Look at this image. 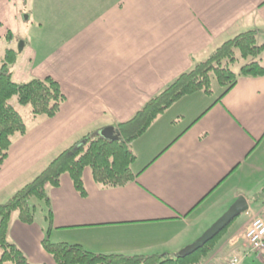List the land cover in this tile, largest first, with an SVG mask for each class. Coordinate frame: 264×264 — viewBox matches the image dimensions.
Segmentation results:
<instances>
[{
    "label": "crops",
    "instance_id": "crops-1",
    "mask_svg": "<svg viewBox=\"0 0 264 264\" xmlns=\"http://www.w3.org/2000/svg\"><path fill=\"white\" fill-rule=\"evenodd\" d=\"M23 24L36 35L50 32L29 42ZM250 30L264 46V0H0V69L14 50L16 82L51 77L66 97L55 118L34 117L14 139L0 166V205L87 135L116 136L177 77ZM257 60L264 65V52ZM221 95L197 92L160 115L130 146L135 180L128 185L103 189L87 169L83 198L64 175L48 190L51 242L146 255L177 252L201 236L213 209L225 213L247 196L249 181L264 176V77H241ZM249 203L248 220L217 244L219 264L251 254L243 235L253 219H264V202ZM47 228L46 217L25 224L15 213L8 240L32 264H57L43 247Z\"/></svg>",
    "mask_w": 264,
    "mask_h": 264
},
{
    "label": "trees",
    "instance_id": "trees-1",
    "mask_svg": "<svg viewBox=\"0 0 264 264\" xmlns=\"http://www.w3.org/2000/svg\"><path fill=\"white\" fill-rule=\"evenodd\" d=\"M8 37H11L10 33ZM263 52L264 46L257 42V32H243L223 43L207 60L196 64L191 71L177 77L164 91L147 101L129 121L119 124L118 139H107L99 133L89 134L81 142L57 155L37 177L0 205V264H32L15 244L9 242L8 235L15 213L19 214L21 222L34 223L36 207L30 205L34 199L45 203L49 232L43 247L57 264H202L228 229L204 248L186 257L95 254L81 245L52 243L49 233L52 229L53 209L48 190L58 188L62 177L68 174L80 196L87 197L84 182L87 169L103 189L121 188L133 182L135 175L131 165L135 156L130 149L131 144L182 98L201 91L210 94L213 80L226 87L222 98L237 85L239 78L264 77V65L257 60ZM237 53L242 59L254 60L235 73L233 66L238 60ZM16 61V51L8 50L0 69V166L8 159L14 139L28 132L22 114L13 104L15 98L18 104L29 106L34 117L47 119L55 118L66 102L60 84L51 77L16 82L12 71Z\"/></svg>",
    "mask_w": 264,
    "mask_h": 264
},
{
    "label": "rangeland",
    "instance_id": "rangeland-1",
    "mask_svg": "<svg viewBox=\"0 0 264 264\" xmlns=\"http://www.w3.org/2000/svg\"><path fill=\"white\" fill-rule=\"evenodd\" d=\"M30 2H31V0H30ZM22 28H23L22 34L25 31H28L29 30L27 32V34L25 35L26 40L29 41V42H33L34 41V43L36 42V40L38 38H41L43 35H46V34H48V32H50V29H43V30H39L41 34H37L36 35L37 29L33 30L32 27H31V24H29L28 27H26L25 24H23ZM18 49H19V45H18ZM237 59L238 60H237L236 64L233 66V71L235 73H238L240 71V68L243 65H245V64H247V63H249V62H251V61L254 60L253 58H249L247 60L242 59V58H240V56H239L238 53H237ZM225 88L226 87H223V86L219 85L217 83V81L213 80L212 81V84H211V93L208 94V93H205L203 91L202 92H203V94H207L210 97V99H216V98H218L224 92ZM13 104H14L15 108L22 114V116H23L26 124L27 125H32L34 116H33L32 112H31L30 107L29 106H22V105L18 104L16 98L13 100ZM234 178H236V175H235ZM260 178L261 179L259 181H257L258 179H255L257 182L251 180L247 184V187L248 188H247V194H246L247 196H246V198L250 199L249 201H251V207H254V208L259 207L256 204H258V203H261L262 204L264 202V176L262 175V176H260ZM12 196H10L9 198H7V200L10 199ZM7 200H5V202ZM5 202H3V204ZM30 205L36 207L35 216H36L38 222H40V223L41 222H44L45 217L47 215V209H46L45 203L42 202V201H40V200L34 199V200L30 201ZM223 211H225V209L223 210V209H219L218 208V209H213L212 210V213L209 215V218L201 223V227L202 228L204 227L203 233L206 232L223 215L222 214V213H224ZM247 220H248V216L245 215V213L242 214L239 218H237L233 222V225H231L232 226L231 229H230L231 232H233L234 229H238ZM47 229H49V228H47ZM228 230H229V228H228ZM228 230L226 231V233L220 239L221 240L220 241L221 243L219 244V246L225 241V237H226V234H227ZM47 233H48V230H47ZM202 234H201V236H202ZM201 236H199V237H201ZM198 238H196V240ZM196 240H193L192 242H189V244H187L186 246H183L177 252H165L167 254H163L162 252H158V254H160V255H166V256H169V257H176L186 247H188L189 245H191L192 243H194ZM221 251H223V249H221ZM221 251H220L219 248H217V245H216V248L214 249V251H212V253L208 256V258L202 264H205L208 261L214 260L213 259V256L216 253L221 252ZM153 253H155V252H153ZM130 255H132V254H130ZM146 255H152V254L151 253H148ZM239 255L242 256V257L244 256V262H243V264H264V262H261L260 259H258V256L255 253L248 254L247 256H246V254H239Z\"/></svg>",
    "mask_w": 264,
    "mask_h": 264
},
{
    "label": "water",
    "instance_id": "water-1",
    "mask_svg": "<svg viewBox=\"0 0 264 264\" xmlns=\"http://www.w3.org/2000/svg\"><path fill=\"white\" fill-rule=\"evenodd\" d=\"M107 139H118L120 134L116 136L112 134H104ZM249 210V202L245 196H239L235 203L206 231L199 237L194 243L186 247L179 256H190L200 249L204 248L208 243L216 239L221 233H223L231 224L239 218L242 214Z\"/></svg>",
    "mask_w": 264,
    "mask_h": 264
},
{
    "label": "built area",
    "instance_id": "built-area-1",
    "mask_svg": "<svg viewBox=\"0 0 264 264\" xmlns=\"http://www.w3.org/2000/svg\"><path fill=\"white\" fill-rule=\"evenodd\" d=\"M245 241L249 244L252 251L261 252L264 248V220L255 219L248 226L245 234ZM242 259L234 255L222 264H241ZM205 264H218L214 261H208Z\"/></svg>",
    "mask_w": 264,
    "mask_h": 264
}]
</instances>
